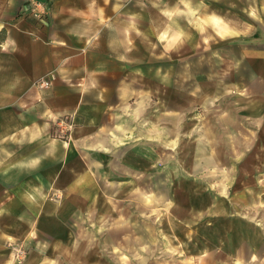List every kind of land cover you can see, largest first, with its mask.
I'll return each mask as SVG.
<instances>
[{"label": "crops", "instance_id": "0c3cea01", "mask_svg": "<svg viewBox=\"0 0 264 264\" xmlns=\"http://www.w3.org/2000/svg\"><path fill=\"white\" fill-rule=\"evenodd\" d=\"M28 2L0 0V264H264V0Z\"/></svg>", "mask_w": 264, "mask_h": 264}, {"label": "built area", "instance_id": "2783aa9c", "mask_svg": "<svg viewBox=\"0 0 264 264\" xmlns=\"http://www.w3.org/2000/svg\"><path fill=\"white\" fill-rule=\"evenodd\" d=\"M29 4V11L38 18L47 15L49 12V5L45 0H30ZM42 83L48 84V81H42Z\"/></svg>", "mask_w": 264, "mask_h": 264}, {"label": "rangeland", "instance_id": "374dc122", "mask_svg": "<svg viewBox=\"0 0 264 264\" xmlns=\"http://www.w3.org/2000/svg\"><path fill=\"white\" fill-rule=\"evenodd\" d=\"M28 1H30V0H28ZM46 2H47V0H45ZM48 3V2H47ZM28 4H29V2H28ZM30 5V4H29ZM49 10H50V8H49ZM26 12V14L27 15H33L34 13L33 12H30L29 11V6L26 8V9H24V13ZM49 13V12H48ZM48 15V14H47Z\"/></svg>", "mask_w": 264, "mask_h": 264}]
</instances>
